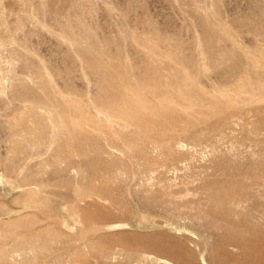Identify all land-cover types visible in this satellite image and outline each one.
Returning <instances> with one entry per match:
<instances>
[{"label":"rangeland","instance_id":"374dc122","mask_svg":"<svg viewBox=\"0 0 264 264\" xmlns=\"http://www.w3.org/2000/svg\"><path fill=\"white\" fill-rule=\"evenodd\" d=\"M0 264H264V0H0Z\"/></svg>","mask_w":264,"mask_h":264}]
</instances>
